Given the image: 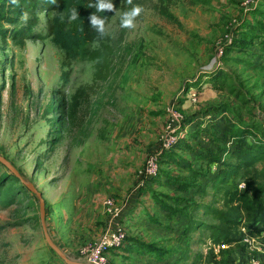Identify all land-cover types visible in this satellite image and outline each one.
I'll use <instances>...</instances> for the list:
<instances>
[{"label":"rangeland","instance_id":"rangeland-1","mask_svg":"<svg viewBox=\"0 0 264 264\" xmlns=\"http://www.w3.org/2000/svg\"><path fill=\"white\" fill-rule=\"evenodd\" d=\"M47 1L21 0V9L19 2L0 0V154L43 194L50 237L77 260L79 249L106 229L105 201H124L135 187L148 155L167 133L171 111L181 110L189 120L200 107L228 103L234 110L228 116L251 125V139L264 143V35L260 27L252 28L257 25L253 12H264V0L250 13L243 10L247 0H120L108 34L87 43L65 69L49 21L63 14L61 23L70 27L67 12H23ZM134 6L143 9L135 27L121 28L123 13ZM251 35L259 39L247 54L230 55L243 64L221 59L219 66L252 103L244 107L228 92L213 96L211 91L201 102L210 86L205 75L214 68L221 43L232 40L226 48L239 39L253 43ZM64 71L69 72L63 89L66 114L57 94ZM178 130L196 135L195 142L204 136L197 134L201 128L181 125ZM7 170L0 165V180ZM242 174L248 191L264 186V162ZM6 186L0 202V264H67L46 240L38 197L16 177ZM207 191L198 194V203L222 209L220 195ZM203 221L214 223L211 215ZM199 234L184 264H220L225 257L219 263L192 260L200 249L217 244L208 230L204 244H197ZM231 249L227 264H240L238 246Z\"/></svg>","mask_w":264,"mask_h":264},{"label":"trees","instance_id":"trees-1","mask_svg":"<svg viewBox=\"0 0 264 264\" xmlns=\"http://www.w3.org/2000/svg\"><path fill=\"white\" fill-rule=\"evenodd\" d=\"M15 2H19V8H25L21 0H15ZM96 2L97 0H56L55 3H52L51 0H48L46 3L38 2L33 9L26 8L23 11L30 12L34 16L46 12L48 16H51L54 11H65L69 15L73 8L77 10L78 19L73 21V25L70 27L61 23L59 17H53L49 21V35L52 37L53 43L64 52L62 66L64 69L81 56L83 48L87 43L102 39L91 28L88 19L91 14L96 12V9L94 7L90 8L89 5ZM112 2L115 5L116 11L96 12V15L107 18L105 27L113 15L121 8L120 0H112ZM257 11H252L257 23L252 28H256L257 30V27H260L259 31L264 35V12L260 10L257 13ZM258 14L260 17H258ZM258 39V36L251 35L253 43L250 40L239 39L234 41L232 45L225 48L222 59L228 64H243V61L240 62L238 57L231 58L230 55L232 53L239 55L242 53L247 54V51L252 49V46ZM262 48L264 50V44ZM205 78L215 92H228L243 104L244 107L252 103L236 88L233 76L224 67L213 69L205 75ZM61 81L62 91L57 92V94H61L58 106L62 113L66 114L69 102L63 89L69 83L68 71L62 73ZM193 86L196 85L193 84ZM229 114L234 115L232 106L228 103H219L202 108L194 113V117L189 120L184 118V126L197 122L201 125H206L208 129L212 130V132H207L212 147L204 148L201 146L199 151L195 150L191 142L196 135H186V137L179 139L171 149L165 151L161 156V168L158 176L150 179L137 195L130 198L129 207L123 214L121 221L125 222L126 217L138 206L141 198L145 194L151 193V198L166 213L168 218L173 219L177 216L189 218V224L185 231L186 234L197 228H202L205 231H209V237L212 242L234 245L241 239V236L238 234L242 228H248L252 232H256L257 229L264 230V186L253 192L248 191V181L242 174L249 172L250 169L255 168L259 163L264 162V143L254 142V139H251V132L253 131L251 125L247 123H235L230 118L231 116H228ZM262 121L264 122V119ZM199 127L201 128V126ZM199 127L197 126L196 131L200 129ZM200 133L204 134L206 130H198L197 134ZM178 150L190 153L193 156V161L180 154ZM194 162H197L198 165L195 166ZM0 165L4 166L1 163ZM213 166L216 173L210 178L209 170ZM171 167L185 170L189 172V175L183 176L180 173H176ZM14 177L7 170L6 174L1 178L0 202L6 193L8 180ZM205 179H208V182ZM242 180L247 183V189L244 191H240L238 188V184ZM156 185L165 188L171 186L179 193L194 191L196 194H208L207 188H212L214 196L220 195L223 208L218 209L212 205L199 204L194 198L188 199L181 195L160 193L154 189L153 186ZM215 202H213V205H216ZM201 209L204 210L205 215H211L214 221L213 224L207 225L205 221L197 219V213ZM134 241L135 239L133 240L127 234L122 246L113 250L133 251L153 256L156 253L157 258L167 255V251L160 249L157 243L139 242L133 245ZM231 251L232 249L222 252V258H225L220 264L229 263L228 256H230ZM209 255L211 258H214L215 254L213 250L210 251Z\"/></svg>","mask_w":264,"mask_h":264},{"label":"crops","instance_id":"crops-1","mask_svg":"<svg viewBox=\"0 0 264 264\" xmlns=\"http://www.w3.org/2000/svg\"><path fill=\"white\" fill-rule=\"evenodd\" d=\"M210 91L215 94L213 96L219 95L218 92H215L214 90H212L211 86H209V89L206 90L207 93L205 95L201 94V102L207 101L206 95H209ZM201 109L202 108L200 107L199 110ZM197 126H201L202 129H205L206 133H204V136L200 138L201 142H195L192 140L191 143L193 148L197 151H199L201 146H203L204 148H211L212 145H210V138L207 132H212V130L208 129L206 125H201L197 122H193L188 125V127L190 128H197ZM178 152L187 157L190 161H193V156H191L190 153H185V151L182 150H178ZM194 165L197 166L198 163L194 162ZM171 169L175 170L176 173H180L183 176L189 175V172L185 170H181L176 167H171ZM214 169L215 167L213 166V168H210L209 170L210 178L214 175V173H216ZM205 180L206 182H208V179ZM153 187L156 191L163 190L162 192L165 191L164 193L166 194L181 195L188 199L194 198L195 200L197 199V197H199V195L196 194L194 191L179 193L176 192L171 186L165 188L156 185ZM196 202L198 203L199 201ZM201 212L203 213L202 215L200 214ZM207 216L208 215L204 214L203 209L199 210L197 213L198 220H203L204 217ZM124 224L127 227L126 231L128 236L132 237L133 240L135 239L133 245H136V243L139 242L157 243L160 249L167 251V255L160 256L157 258L156 253L153 256L150 254L137 253L133 251H113L110 252V260L114 264H184L192 256V253H190L189 250L192 248L193 245L194 234L200 232L197 244H204L203 234H205V230H203L202 228H197L189 234H186L185 231L189 224V218L182 216H177L173 219L168 218L166 213L151 198V193H147L141 198V201L138 206L126 217ZM206 250L207 249H204L203 252L201 251V249L197 251V253L193 256L192 260H195V263H199L204 259H208L209 261L217 263L216 260H218L219 263V261L222 259V256L221 258H216L215 256L214 258H211L210 255L206 254Z\"/></svg>","mask_w":264,"mask_h":264},{"label":"built area","instance_id":"built-area-1","mask_svg":"<svg viewBox=\"0 0 264 264\" xmlns=\"http://www.w3.org/2000/svg\"><path fill=\"white\" fill-rule=\"evenodd\" d=\"M259 2L260 0L245 1L244 13H250L252 10L256 9ZM231 42L232 40H230V43ZM230 43L225 45V43L222 42L219 46L213 69L220 68L219 65H221V59L224 56L225 48ZM183 120L184 117L179 111H171V122L167 128V133L165 137L162 138L160 145L148 155L143 168L139 172L138 181L127 199L122 201L109 198L105 201L107 216L106 229L98 239L79 249V261L86 264H113L107 253L110 250L121 247L126 239L127 231L121 218L129 207L130 198L137 195L140 189L145 187L150 179L158 176L163 153L171 149L179 139L186 137L188 133L186 130H178V128L183 125ZM238 188L240 191L246 190L247 183L243 180L240 181ZM241 235V239L234 245L223 243L216 245L211 244L210 248L206 250V254L209 255L210 251L213 250L215 256L220 257L223 251L238 246L240 264H251L253 260L257 261L258 264H264V230L257 229L256 232H252L248 228H242Z\"/></svg>","mask_w":264,"mask_h":264},{"label":"clouds","instance_id":"clouds-1","mask_svg":"<svg viewBox=\"0 0 264 264\" xmlns=\"http://www.w3.org/2000/svg\"><path fill=\"white\" fill-rule=\"evenodd\" d=\"M15 2V0H13ZM52 3H55L56 0H51ZM129 4L132 3V0H127ZM90 8L94 7L96 9V12H113L116 11L115 5L112 2V0H97L95 4H90ZM143 9L140 6H134L130 11L123 13L121 17V28H134L135 27V19L141 14ZM96 12L91 14L89 16L90 26L92 29L96 31L98 34V37L103 38L108 33L105 27V23L107 18L106 17H100L96 15ZM61 22H63L64 17L63 14H61ZM78 19V12L75 8H73L68 16V21L72 22ZM96 46H99V41L96 42ZM99 63V61H97ZM251 264H258L257 261L253 260Z\"/></svg>","mask_w":264,"mask_h":264},{"label":"water","instance_id":"water-1","mask_svg":"<svg viewBox=\"0 0 264 264\" xmlns=\"http://www.w3.org/2000/svg\"><path fill=\"white\" fill-rule=\"evenodd\" d=\"M0 163L4 165L16 178L21 180L25 187L35 194L38 199L40 200V213H41V223L42 227L44 229L45 237L49 245L52 247V249L67 263V264H86L81 261L77 260H70L62 251L61 249L53 242L52 238L49 235L47 225H46V206L45 201L43 198V194L38 191V189L34 186V184L27 182L24 180V177L22 176L21 172L17 169V167L8 159H6L4 156L0 154Z\"/></svg>","mask_w":264,"mask_h":264}]
</instances>
